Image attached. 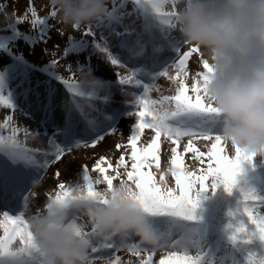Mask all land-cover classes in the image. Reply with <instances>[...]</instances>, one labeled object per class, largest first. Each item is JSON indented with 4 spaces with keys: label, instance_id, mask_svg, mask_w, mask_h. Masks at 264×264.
Returning <instances> with one entry per match:
<instances>
[{
    "label": "snow or ice",
    "instance_id": "obj_1",
    "mask_svg": "<svg viewBox=\"0 0 264 264\" xmlns=\"http://www.w3.org/2000/svg\"><path fill=\"white\" fill-rule=\"evenodd\" d=\"M133 5L132 12L128 11V4ZM55 4V3H54ZM137 9H147L155 15L160 22L167 27L170 33L177 29V19L180 11V0H114L111 7L105 8V15L101 20L91 23L86 26V31L81 35V42H84L87 37L95 38L97 36V25L99 29L113 28L123 22L125 18H130ZM33 19L31 24L33 28L43 25L49 18H41L33 9L31 12ZM58 15L57 9H53L50 13L51 18ZM17 22H27L26 18L17 19ZM76 27L75 30H79ZM63 35V33H61ZM70 41H75V38L68 36ZM186 41H179L173 37V49L178 58L173 61L176 67V79L180 80L175 94L165 96L159 100H153L150 97L151 86L145 89L143 96L138 97L135 101L137 111L133 113L139 117L135 124L134 131L129 137V145L131 148L130 156L126 160L125 155H121L116 164L107 157H102L98 160L93 172L98 173V176L89 174L87 166H83V184H78L75 187L66 189V185L61 183L58 185L60 190L58 194L50 197V201L63 203L67 201L74 192L82 191L89 197L101 198L104 203H107L106 194L114 189V180L119 179V185L127 188L131 198L135 200L144 213L148 216H168L178 218L181 221H195L197 219L195 213L200 205V191H208L209 181H212V187L215 189L223 185L225 191L231 194L233 188L237 185V177L241 171L242 161H251L255 156L242 151L238 146H234V158L222 156L219 146L225 139L217 132L220 127V113L217 107L211 103L207 97V85L211 74H214V68L207 59H203L201 49L197 46H189L185 52H181L180 48ZM99 46V45H97ZM103 51L108 54V58L114 65L119 66V61L108 53V49ZM199 54L202 61L203 71L195 73L194 83L191 87L184 81L189 75L187 65L193 54ZM58 64L59 61H54ZM71 74L69 78L60 77L66 87L76 96H83L79 91L78 83L71 82L74 79L75 73L70 65L66 66ZM81 74L85 72V68L78 69ZM168 72L164 71L160 76H168ZM122 84H138L135 79V73L128 72L126 75L118 73ZM182 77V79H181ZM172 79V77H169ZM2 83V79H0ZM194 93L190 95L189 93ZM90 95V94H89ZM0 104L9 108L4 96L0 95ZM145 128L152 129L155 133L151 142L143 149L137 148V142ZM16 132H19L17 128ZM13 136L5 140L0 136V193H7L10 187V182L13 185L11 199L23 201L25 206L31 196L30 187L34 174H37L41 169L46 168L51 160L45 159L43 164L38 162L40 155L39 150L21 149L18 141ZM165 136L172 141L174 145H179V141L188 137V143L185 146V152H192L194 159L203 164L205 158L210 163L206 169H200L201 174L196 175L194 172H185L181 169L183 160L181 155L177 153L176 148H173V155L170 159V167L160 175V180L156 181L153 173L145 171L151 169L152 162L155 161V167H160V150L161 136ZM202 138L205 140L214 141L211 148L206 152H201L193 145V140ZM101 141L91 143L93 147ZM79 146V145H78ZM124 145L117 144L119 150ZM6 153V155L4 154ZM46 156L47 153H44ZM64 155L63 151H59L55 156L56 161H59ZM130 161V162H129ZM106 165V166H105ZM123 168V172L120 169ZM109 169L115 175H108ZM175 178L176 191L167 188H161L157 184L165 183V176L168 173ZM59 171L55 173L58 178ZM35 178H39L36 175ZM99 185H105L103 189H99ZM66 189V190H65ZM245 202L256 201L257 197L252 191H244ZM9 200L0 199V208L7 209L0 211L3 220L0 221V227L3 228V237L0 238V264H49V262L41 256L37 245L34 241L33 234L29 228V220L23 214H15L8 207ZM48 203L46 204V209ZM12 213V214H10ZM79 212H73L70 215V223L77 227L81 233L91 240L92 246L89 250V259L91 264H96L98 259L104 258L103 250L107 249H123L128 251L137 259L129 261L128 264H155L154 255L156 246L146 248L141 242L135 241L132 237L120 238L111 235H99L96 232V226L89 220H81L78 216ZM240 215L247 216L251 225L254 226V232L249 233L244 223H240L235 229L233 239H236L237 234L244 236H258L264 241V215H259L254 207L248 206L246 203ZM232 215V213H230ZM90 228V231L88 229ZM19 240L22 246L13 249L12 245L15 240ZM164 234H160V242L164 243ZM170 244L173 249L182 250L183 255L173 251L172 257L169 259H160L159 264H200V257L190 256L183 250L182 245L174 240H168L165 247ZM146 253V255H145ZM111 264H123L121 258L117 255L111 259ZM249 264H264V258L258 259L254 256L249 257Z\"/></svg>",
    "mask_w": 264,
    "mask_h": 264
},
{
    "label": "rangeland",
    "instance_id": "obj_2",
    "mask_svg": "<svg viewBox=\"0 0 264 264\" xmlns=\"http://www.w3.org/2000/svg\"><path fill=\"white\" fill-rule=\"evenodd\" d=\"M110 1L111 0H107V7L111 5L109 3ZM184 1L185 0H180V8L183 6ZM127 7L129 8V4ZM54 8L56 9L54 0H0V27H2L1 25L4 23L9 22L8 24H11L17 17H22L26 18L27 22H21L17 26L15 25L16 30L21 31L22 29L29 30L30 28H33V25L31 24V20L33 19L31 12L35 9L39 17L49 18V21H46L40 27L36 26L39 27L38 29L40 32L34 40H29V42L23 39L17 40V49L24 53L27 61H38L42 64L58 60L59 65L66 67L67 65L75 63V61L77 62L80 58L81 61L84 62L83 68L92 72L94 76L98 75L104 79H108L109 85L114 86H117L115 79L119 78L118 73L126 75L128 72H132L135 73V79L139 81L137 84L138 92H132L128 89L129 87H127V84L120 85L119 96H121L123 102L116 104L121 106V112L114 115L110 120V124L104 127L105 129L99 137L91 138L87 141L81 140L77 137L81 136L78 133L66 135L64 124L60 123L61 120L62 122L64 121V112L65 109L68 108V104L65 105L68 97L64 89L60 86L53 89L51 92H54V94L47 101L46 94L51 92L45 90V81L37 80L34 75L28 73L30 71L29 66H25L20 61H16L0 49V79H2V83H0V92H2V96H4L11 105V108H9L0 104V121L4 130L11 132L12 134L16 133L14 138L18 142L24 140L23 137H25V135H23V133H25L27 135L25 140L29 145L35 147V149L36 147L47 150L49 149L55 153V156L59 151L64 152V155L59 161L54 160L55 157L49 159L51 160V163L48 164L46 168L42 169L41 173L43 174H41L30 187L29 191L31 196L29 197L26 206L23 202L21 210L14 211L17 215L22 213L27 220H29L32 215L45 211L46 204L50 202V197L63 191L58 188L59 184H65L66 189L69 187H75L78 184H83V166H87L89 174L95 177L99 174L93 172L92 169L94 168L95 163L102 157H107L113 165L116 164L118 158L122 154L125 155L127 160L128 154L131 152V148L128 147L129 137L139 119L138 116L133 115V113L137 111V105L135 103L136 99L143 96L145 89L150 86L152 90L149 95L153 100H159L165 96H172L175 94L176 88L180 83V80L175 78L177 72L175 63L167 62L165 59L162 61L164 68L161 70L160 74L167 71L169 74L168 76H160V74L157 76L152 75V72L147 68L152 63L150 57L144 59V61L139 60L138 62L129 65L131 70L129 66L120 63L119 66L109 65L110 63L107 61V58L106 60L101 58L103 54H100V58H97V52L90 51L89 49L79 51L77 55L67 54L66 56H63L64 59H60L59 54L62 52L61 48L67 47L66 39H68V36L77 37L83 34L86 31V26L79 30L65 27L59 21L58 15L55 18L50 17V13ZM6 17H10V19H6ZM99 27L100 26H98L96 37L103 38V34L100 32L101 29H99ZM162 32L164 36H166L167 30H162ZM61 33H63V35ZM173 37L176 40L183 41L178 27L167 41L170 40L169 43H173ZM88 38L93 37L89 36ZM141 46H143V43H141ZM103 48H107L108 52L111 54V50L107 45ZM188 49L189 45L185 43L180 48V51L185 52ZM170 50L173 60L178 62L174 49L170 48ZM149 52L146 48L145 53L149 54ZM157 52L158 51L156 50V53ZM201 52L203 54V59L208 60V55L202 49ZM111 56L113 57L112 54ZM198 70L203 71L202 61L200 60L199 54L194 53L193 57L189 59L187 65L189 75L187 80L184 81L189 87L194 83V79L196 78L195 73ZM101 72L102 74H100ZM74 73L78 76V79L81 78L82 74L80 71H74ZM113 75H115V77H113ZM169 77H172V79ZM111 90L117 91L116 88ZM189 94L194 96V93L190 92ZM130 103L133 104V107L129 106ZM103 109L106 111L110 108L104 106ZM91 115H93V111L87 114V118ZM94 117L95 119L100 120L99 116L95 115ZM78 125H80V123L77 119L74 123V128ZM17 128L19 129V132H16ZM217 131H219V128ZM50 134H56L57 139L63 138L64 141L65 137L71 138L74 136L77 137V139L73 137L69 144L63 143V140H60L58 144H55L53 139L50 140V142L48 141L51 136ZM154 135L155 133L152 129L145 128L137 142V148L143 149L146 147L147 144L151 142ZM96 141L101 142L93 147L91 143ZM212 142L214 141L197 138L193 140V145L199 151L206 152L211 148ZM187 143L188 137L182 138L177 146L165 136H161L160 150L158 153L160 156V167L156 170V181H159L160 175L166 172L170 167V159L173 155L174 147L176 148L177 153L181 155V158L185 161H189L190 168L195 169L199 165H208V163H210V161L205 158L204 163L201 164L194 159L192 152H185L184 149ZM117 144L124 145L125 147H121L117 150ZM220 147V150H222L220 154L222 156H227L229 158L234 156V147L229 142H222ZM43 162L44 159L42 164ZM152 165L155 167V161L152 162ZM57 171L60 173L58 178L55 176ZM120 171L123 172V168H121ZM108 175L115 174L109 169ZM164 179L165 183L161 185V188L165 186L169 189L175 188V178L172 177L170 172ZM119 182V179L114 180V186L118 185ZM157 186H159V183ZM104 187L105 185L98 186L99 189H103ZM253 189L255 196L260 201L251 203V207H254L259 215H264V170H262L261 173L259 172V177L255 180ZM215 191L214 188L209 187L208 191H200L199 194L202 197L209 193H214ZM0 199L3 200L4 197ZM5 210L7 209L0 208V211ZM225 212L226 210H222V213ZM230 217H228L227 220L231 221ZM2 220L3 217L0 215V221ZM81 220L83 221V219ZM234 221L237 225L243 223V221L240 222L239 219L237 220L235 218ZM163 225L164 227L161 234H164L165 241L156 246V252L154 255L155 264H159L160 259L171 258L173 251H176L179 255L184 254L182 250L173 249L170 244L165 247L168 240L179 242L188 255L200 257V264H243L242 258L230 248L227 242L220 241V243L218 242L212 247L211 242L215 239L214 236L206 234L198 227L187 229L188 237L185 238L181 234L184 228L183 225H178L172 228L171 234H169L171 224L164 222ZM245 225H247L246 228L249 233L254 232L255 228L251 225L250 221L246 222ZM2 237L3 228L0 227V238ZM252 239H255V236H252ZM261 243L264 246V241L261 240ZM18 246L22 245L17 239L13 242L12 247L15 249ZM148 248L150 249L151 247ZM118 256L121 258L123 264H128L129 261L134 262L137 259L123 249ZM96 264H111V260L105 258L98 259Z\"/></svg>",
    "mask_w": 264,
    "mask_h": 264
},
{
    "label": "clouds",
    "instance_id": "obj_3",
    "mask_svg": "<svg viewBox=\"0 0 264 264\" xmlns=\"http://www.w3.org/2000/svg\"><path fill=\"white\" fill-rule=\"evenodd\" d=\"M54 3L59 21L75 29L101 20L107 0ZM177 25L184 41L202 49L215 70L207 97L219 110L220 134L242 151L264 158V0H185ZM145 51L139 46L134 55L142 57ZM78 88L83 97L105 91L102 80L87 70ZM106 198L104 203L77 191L63 203L48 202L45 211L30 217L34 241L49 264H91L92 242L70 223L73 212L89 216L99 235L158 245L159 231L125 186L115 185Z\"/></svg>",
    "mask_w": 264,
    "mask_h": 264
},
{
    "label": "trees",
    "instance_id": "obj_4",
    "mask_svg": "<svg viewBox=\"0 0 264 264\" xmlns=\"http://www.w3.org/2000/svg\"><path fill=\"white\" fill-rule=\"evenodd\" d=\"M134 14H135V18H142V14L140 13V11H138V9ZM21 18L22 17L15 18L14 22H12L13 20L11 21L12 22L11 24H8L9 23L8 22L1 25L2 26L0 27L1 46L4 49L8 50L11 54H13L16 61H20L25 66H29L30 68H35L38 75H41L42 72L43 74H49L46 76L56 75L60 77L62 76L64 78L65 77L69 78L71 74L69 73V71L65 66L59 65V63L57 65L53 63L54 61H58V60L49 61L47 63H42V64L39 63L38 61L30 62L27 61V58L25 57L24 53L20 52L17 49L16 44L18 39H23L29 42V40L30 41L34 40V38H36V36H38L37 34L40 32L38 29L39 27L30 28L29 30H23V29L21 31L16 30V26L19 23H21V22L16 23V20ZM106 33L111 34L112 29L108 28L106 30ZM81 35L74 37L75 41H70L69 38L66 39L67 47L61 48L62 52L60 51L61 53L59 54L60 59H64L63 56H66L67 54L77 55L79 51H84L86 49L97 52L96 53L97 58H100L98 57V51L102 48L98 47L94 43L95 40L92 38L87 37L84 42H81ZM124 35H127V32H124ZM116 52L119 53L118 50H116ZM80 61L81 59L79 58L77 62L75 61V63L70 64L73 72L79 71L78 69L83 68L84 62L81 61L80 63ZM100 74H102V72ZM75 77L76 76H74V79L77 78ZM92 129H93V125L87 124L83 128V133L90 134ZM23 135H25V137H23V139H25L27 135L25 133H23ZM0 136H2L5 140L13 136L11 132H7L4 130L1 121H0ZM219 149H221L220 146ZM4 154L6 155V153ZM40 158H43L41 153L38 159ZM231 158H234V156ZM182 160H183V164L181 165V169L185 172H194L196 175H200L201 174L200 169H206L208 166V165H199L197 168L193 169L190 168L189 161H185L183 158ZM263 167H264V158L262 157H254L251 161H247V160L242 161L241 171L237 177L238 182L237 185L233 188L231 194L225 191L223 185H220L219 187L215 188L216 191L214 193H209L202 197L199 194L200 205L196 209L195 215L197 219L195 221H181L178 218H171L168 216H155V217L150 216V217L156 220L160 218L175 220V221H179L180 224L183 225L186 224V225L200 226L202 230L207 234H210V236L213 235L216 236L217 238L224 239L225 241H229L231 243L232 248L235 249L242 257L243 264H249L250 256H254L258 259H262L264 258V246L262 245L261 240L259 239L258 236H255V239H252V237L237 234L236 239L234 240L233 235L235 234V229L238 227L237 223L234 221V218L237 220L239 219L240 222L243 221L244 224L246 222H249V221H244V220H248L247 216L240 215L239 213L242 212L246 203L248 204V206L251 207V203L259 200L257 199L256 201L245 202L244 191L253 192L254 182L258 177L260 169H262ZM149 170L155 176L157 168L152 165L151 169H145V171H149ZM161 185L162 184H159L160 187ZM209 187L213 188L212 181H209ZM172 190L176 191V186L175 188H172ZM222 210H226V212L222 213ZM230 213H232V215H230ZM228 217H230L231 221L227 220ZM225 225L228 227H226ZM245 227H247V225H245Z\"/></svg>",
    "mask_w": 264,
    "mask_h": 264
},
{
    "label": "bare ground",
    "instance_id": "obj_5",
    "mask_svg": "<svg viewBox=\"0 0 264 264\" xmlns=\"http://www.w3.org/2000/svg\"><path fill=\"white\" fill-rule=\"evenodd\" d=\"M108 43H109V45H111V42H109V40H108ZM124 56H126V54H123ZM77 105H79V104H77Z\"/></svg>",
    "mask_w": 264,
    "mask_h": 264
}]
</instances>
